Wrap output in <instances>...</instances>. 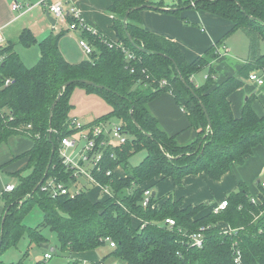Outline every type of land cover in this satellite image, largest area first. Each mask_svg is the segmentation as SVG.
<instances>
[{
    "label": "trees",
    "instance_id": "1",
    "mask_svg": "<svg viewBox=\"0 0 264 264\" xmlns=\"http://www.w3.org/2000/svg\"><path fill=\"white\" fill-rule=\"evenodd\" d=\"M109 2L107 12L113 17L111 29L116 40L97 29L96 33L81 31L93 47L89 59L69 63L63 57L59 41L64 30L37 41L29 29H24L18 44L24 47L37 44L40 49V58L33 66L23 64L14 50L15 43L0 46V145L15 135L29 138L28 149L13 155L6 164L24 158L25 165L14 169L12 174L20 175L24 167L32 170L27 176H20L12 191L0 194L3 201L0 226L2 215L6 216L0 227L3 237L0 253L24 233L30 242L43 244L47 239L40 229L48 227L56 233L58 250H48L50 257L34 264H52L48 259L53 253L65 260L63 264H81L80 259L72 258L73 253L105 246L110 251L104 258L113 257L125 264H235V241L241 254L240 264H264L263 180L257 182L258 202H251V193L240 182L238 189L225 197L227 205L219 212L212 209L217 203H211V210L201 214L208 203L183 206L182 198L171 194L161 202L163 198L152 191L148 203L143 205L144 192L150 189L143 185L153 178L169 177L175 186H180L183 177L194 174L219 180L232 163H242L255 146L264 147V114L258 115L252 107L255 94L247 99L238 117L233 115L230 103L231 94L250 77L251 70L264 69V54L259 53V45L264 42V0H176L171 5L176 7L174 10L161 9L163 0ZM144 4L172 13L193 7L228 19L232 29L189 62L176 42L143 27L139 12L150 8ZM136 6L139 8H133L127 15L129 39L124 29V13ZM66 18L68 22L74 20L70 14ZM237 29L243 30L250 42L248 62L222 82H217L210 72L205 82L196 86L192 75L211 64L223 39ZM118 42L134 58L127 59L117 47ZM86 78L108 89L80 82L61 88L71 79ZM161 79H166L162 86ZM7 80L10 82L6 84ZM76 86L98 94L111 107V111L90 123L118 117L125 132L133 138L114 149L115 158L107 151L101 163L104 171L94 173L99 183L108 185L109 193L96 188V193L90 195L89 190L95 185H85L73 198L67 194L52 197L49 188L42 189L47 181L55 179L69 187L75 179L57 150L63 136L79 131L71 125L69 116ZM166 91L172 93L176 105L184 108L189 126L195 130V137L188 143H179L175 136L168 135L149 111L148 102ZM202 105L211 119L209 128ZM52 143L55 151L45 173ZM141 148L147 155L138 165L130 167L128 158ZM119 165L126 170L125 176L115 173ZM107 169L112 173L107 175ZM34 204L39 206L43 219L29 228L22 220ZM166 218H172L174 224L166 223ZM221 222L237 232H221L218 227ZM202 226L203 243L195 246L190 235ZM0 264L23 263L21 259L10 263L1 259Z\"/></svg>",
    "mask_w": 264,
    "mask_h": 264
},
{
    "label": "crops",
    "instance_id": "2",
    "mask_svg": "<svg viewBox=\"0 0 264 264\" xmlns=\"http://www.w3.org/2000/svg\"><path fill=\"white\" fill-rule=\"evenodd\" d=\"M13 1H17L22 7L18 10L11 9V3ZM38 1L39 0H0V34L3 38L0 42V46H5L11 41L15 43L14 50H16L19 36L24 29H29L32 34H34L37 41H40L51 33L54 34L59 30H64L65 34L59 41V48L63 57L69 63H77L89 59V57H85L83 54L75 57L71 55L73 51L71 48H68L67 43L64 40L71 39L74 42V45H77L79 39L82 37L81 31L78 29H69V22L67 19L61 21V25L58 26L60 20L52 15L51 16L56 19V23H50L46 18L47 10L38 4ZM48 1L53 3V1L57 0ZM62 1L64 3L66 16L75 4V6L79 7L80 17L83 18L85 22L104 33L109 39L116 40V33L111 29L113 17L107 12L110 5L109 0ZM175 2L176 0H163V7L174 9L171 5H174ZM139 16L141 17L144 28L157 34H162L176 42L185 59L189 62L202 55L208 47L219 41L224 34L232 29V23L228 19L218 17L206 11L203 12L196 10L193 7L182 9L178 13L167 12L160 9L144 8L140 10ZM35 26H38V29H34ZM238 30L241 29L235 30V32L228 34L223 39L222 45H220L218 49L219 54L211 64L198 70L200 71V73H198L199 75L195 73L192 75L191 79L196 86L202 85L210 75V72L217 82H222L223 79L235 75L236 72L248 62L250 42L246 33L242 30L247 37L248 44L245 43L244 38L240 36L241 34L236 33ZM259 53L264 54L263 41L259 45ZM38 57L40 58V50L39 53H37L36 58ZM24 65L27 64L25 63ZM251 72H256L264 78V69H252ZM79 88L80 94L85 99L96 102L100 108L99 98L103 97L96 93L87 92L81 87ZM74 91L75 88L73 89L71 96V104L73 107L69 113L70 118H81L83 120L79 122L87 124L93 119L111 111L110 105L105 101L109 107L108 112L102 113L101 115L99 109L97 113H95L96 115L93 114L95 117L90 115V113H94V111L86 112L77 107V102H74ZM254 94L255 98L251 102L252 107L258 115L264 114V82L257 85L253 80L251 81L249 78H245L243 85L230 96L231 108L235 117H238L241 114L245 102ZM147 106L151 114L158 121L160 128L168 135L175 136L177 142L188 143L193 140L195 137V130L189 126L190 123L187 119L184 108L180 105H176L171 92H162L161 95L150 100ZM73 111L76 112L74 113ZM13 140V144H16V148L21 150L31 144V141L26 140L24 136L20 135L10 137L8 141L5 142L6 144L2 143L0 145V168L6 169V166H3L4 163L10 161L13 155L18 154L19 151H21L19 150L18 152L13 153V155L9 154L7 157L6 154L8 152L1 150V148H11L13 144L10 146H7V144ZM114 171L118 176L126 175V170L121 165L116 166ZM182 180L180 186H175L173 180L169 177H166L163 180L160 178H153L143 186L150 188V192L152 191L156 193V196L163 198L161 202L171 194L177 199L182 198L183 206H195L200 203H208V206L200 212L201 214L208 213L211 210V203L221 202L230 192L236 191L240 182L246 185L252 198L258 200L259 193L257 182L263 180L262 182L264 183V147L260 145L255 146L253 152L246 155L242 163H232L229 170L225 172L219 180L209 179L204 174L187 175L183 177ZM1 183L2 182L0 181V193L3 188ZM7 184L10 183H6L5 185ZM96 188L99 187L92 186L89 190V194L94 195L97 191ZM1 212L2 205L0 202V215ZM218 227L221 232L232 229L229 224L223 222L219 223ZM42 248L46 250L43 252L40 259L44 258V254L48 251V247L45 248L42 246ZM109 251L110 248L105 246L91 249L89 251L76 252L71 256L72 258L80 259L81 264H89L92 261L97 262V264H125L124 261H120L113 257L104 258Z\"/></svg>",
    "mask_w": 264,
    "mask_h": 264
},
{
    "label": "built area",
    "instance_id": "3",
    "mask_svg": "<svg viewBox=\"0 0 264 264\" xmlns=\"http://www.w3.org/2000/svg\"><path fill=\"white\" fill-rule=\"evenodd\" d=\"M38 4H40L43 8H45L49 13L57 18L60 21H65V8L62 0L53 1V3L48 0H39ZM11 7L14 10H18L22 7L17 1H13L11 3ZM69 14L74 20L69 22V28L78 29L80 31L86 30L87 32L96 33L95 28L90 26L87 22L80 17L79 7L75 6V4L70 9ZM2 35L0 34V42L2 41ZM78 45L84 53L91 54L93 52V47L91 43L86 39L81 37L78 41ZM117 47H120L121 50L125 53L126 58L131 60L133 57L132 53L128 52V49L123 46L121 42H118ZM111 46V44H109ZM1 58V57H0ZM133 70V69H132ZM249 79L254 81L257 85H260L264 82V78L261 75H258L256 72H251ZM10 80L6 81V84L9 83ZM166 83V79H161L160 86ZM71 125L75 126L79 129V131L73 135H66L61 138V142L58 149V154L61 157L62 163L67 169L73 171V176L75 179L71 183L72 186L67 187L64 183H57L55 179H50L47 181L46 185L43 186L44 189H48L51 191L52 197L58 196L60 194H67L70 198H73L76 194L80 192L81 189L85 187V185H95L100 188L101 192L109 193L108 185H102L96 179L94 173H100L103 170L101 167V163L104 161L107 151H111L110 157L115 158L116 149L119 145L125 143L128 139L126 137L125 129L123 128L121 123H114L110 119H102L97 121L96 123L87 124L79 122L76 118L72 117L70 120ZM96 171V172H95ZM112 173L111 169L106 170V174L109 175ZM15 185L7 184L4 187V191H12ZM264 186V183H263ZM86 188V187H85ZM84 188V189H85ZM145 200L143 201V205H146L149 201L150 191L146 190L144 192ZM255 198H252L251 201L255 203ZM227 199L225 198L221 202L213 205V211L219 212L223 210L227 205ZM166 223L173 225L174 220L172 218H166ZM205 229L204 226L200 227L195 234L190 235V240L192 244L195 246H201L203 243L202 240V231ZM237 232V229H229L226 230L225 234ZM112 246L114 243L109 237H106ZM233 253L235 254L234 262L235 264L241 263V254L239 248L237 247V242L233 244ZM50 257V252L47 251L44 254V258L47 259Z\"/></svg>",
    "mask_w": 264,
    "mask_h": 264
},
{
    "label": "rangeland",
    "instance_id": "4",
    "mask_svg": "<svg viewBox=\"0 0 264 264\" xmlns=\"http://www.w3.org/2000/svg\"><path fill=\"white\" fill-rule=\"evenodd\" d=\"M60 25H61V21L58 22V26H60ZM34 29H38V26H35ZM69 29H71V28H69ZM236 33L241 34L240 36L243 37L245 40V43H247V37L242 30H238ZM64 40L67 43L68 48H71V50L73 51L71 55H73L74 57L77 55H82V54L85 57H90L91 54L84 53L82 48H80L78 46V44L74 45V42L71 39L70 40L64 39ZM16 50H17L18 54L20 55L19 57H21L24 64L26 63L27 65H35L34 63L39 58V57L36 58L37 53H39V50H40V49H38L37 44L31 45V46H25V47L20 45V44H17ZM198 73H200V71L196 72L195 74H198ZM74 102H77L76 105L78 108H81L82 110H85L86 112L87 111L88 112L94 111V113L93 112L90 113V115H92V116L96 115L95 113H97V111L99 109H100L101 115H102V113H106L109 110L108 104L105 102V100L103 98H99L100 108L98 107V104L96 102L85 99L80 94L79 86L75 87ZM73 112L75 113L76 111H73ZM77 120L82 121L83 119L78 118ZM111 121L116 123V124H118V123L122 124L123 123V122H121L120 118H118V117L117 118L113 117V119H111ZM126 137H128V139L133 138V136L127 132H126ZM25 139L31 141L29 138L25 137ZM13 142H14V140L9 142L7 144V146H10L11 144H13ZM24 143H26V142H24ZM52 145H53V143H52ZM28 147H25L24 149L21 150V149L16 148V144H13V146L11 148H1V150L8 152L6 154V156L8 157L9 154L13 155V153L18 152L19 150H21V151H19V153H21V152L27 150ZM51 148H52V146H51ZM58 149H59V147H58ZM54 151H55V146H54ZM57 152H58V150H57ZM146 155H147V151L143 148L135 150L134 153L128 158L127 164L130 167L131 166L134 167V166L138 165L144 159V157ZM6 163H4V164H6ZM24 165H25V159L22 158L20 160H15L11 163L3 165V166H6L5 167L6 169L0 168V181L2 182L1 186L3 187L1 193L3 192V189L5 187L4 185L6 183H10L11 185H15L18 183L20 176H27L32 171L30 167L29 168L24 167L21 170L20 175L15 174V173L12 174L14 169H16V170H17V168L21 169ZM99 190H100V188H99ZM254 200H255V202H258L257 199H254ZM0 202H1V205L3 207V201L1 200V197H0ZM42 219H43V215H42V212H41L39 206L37 204H34L31 207L30 211L25 214L22 222L26 227L31 228V227H35L37 224L41 223ZM40 230H41L42 235L45 237V239H47L46 242L43 243V245H42V242H35V241L30 242L27 233H24V235H22L19 239L16 240L14 245H11L10 247L1 251L0 260L2 259V261L6 262V263L7 262L10 263V262H17V260L21 259L23 264H34L37 261L36 259H40L43 252L46 250V249H43L42 246H45L46 244H48L49 247L47 249L51 250L52 252L54 250L53 248L58 250L59 244L57 242L56 233H54L48 227L41 228ZM235 242H237V241H235ZM48 260L52 264H63L65 261L64 259L59 258L54 253H53L52 257L49 258Z\"/></svg>",
    "mask_w": 264,
    "mask_h": 264
},
{
    "label": "water",
    "instance_id": "5",
    "mask_svg": "<svg viewBox=\"0 0 264 264\" xmlns=\"http://www.w3.org/2000/svg\"><path fill=\"white\" fill-rule=\"evenodd\" d=\"M144 5H146V7H150V8H153L154 6L153 5H149V4H144ZM144 5H142V7H144ZM133 8H139V6H136V7H129V9H127L126 11H125V13H124V18H123V22H124V29H125V31L127 32V36H128V38L130 39L131 38V35L128 33V31H127V25H126V23H127V20H128V13H129V11L130 10H132ZM141 8V7H140ZM161 9H163V10H171V8L169 9V8H165V7H160ZM174 9H176L175 7H174ZM174 9H172V10H174ZM46 18L50 21V23H52V24H54V23H56V19H54L52 16H51V14L49 13V11H47L46 12ZM73 82H80V83H83V84H89V85H91V86H93V87H98V88H106V89H108L107 87H105L103 84H97V83H95V82H93V81H91V80H89V79H71V81H68V82H66L65 84H63L62 85V87L61 88H64V87H66V86H68V85H71V83H73ZM59 97V96H58ZM202 107H203V111L205 112V117H206V119H207V123H208V127H210L211 126V119L209 118V115L207 114V111H206V108L204 107V105H202ZM54 153V145H52V148H51V152H50V154H51V156H50V158H49V161H48V163H47V165H46V171H45V173L48 171V168H49V166H50V164H51V160H52V157H53V154ZM39 183H41V181L39 182ZM37 187H38V185L34 188L35 190L37 189ZM152 194H154V192H152ZM3 217H2V219H1V228H2V225H3V223H4V221H5V218H6V216H5V213L2 215ZM2 240H3V237H2V234H1V236H0V248H1V243H2ZM43 247H49V245H45V246H43Z\"/></svg>",
    "mask_w": 264,
    "mask_h": 264
}]
</instances>
